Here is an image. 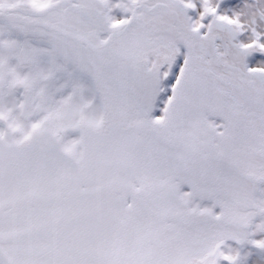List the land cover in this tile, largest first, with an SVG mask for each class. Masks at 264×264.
I'll return each mask as SVG.
<instances>
[{
  "label": "snow or ice",
  "instance_id": "obj_1",
  "mask_svg": "<svg viewBox=\"0 0 264 264\" xmlns=\"http://www.w3.org/2000/svg\"><path fill=\"white\" fill-rule=\"evenodd\" d=\"M0 264H264V0H0Z\"/></svg>",
  "mask_w": 264,
  "mask_h": 264
}]
</instances>
